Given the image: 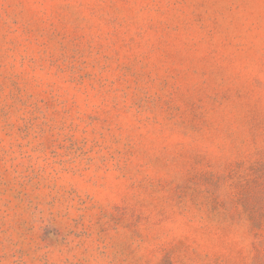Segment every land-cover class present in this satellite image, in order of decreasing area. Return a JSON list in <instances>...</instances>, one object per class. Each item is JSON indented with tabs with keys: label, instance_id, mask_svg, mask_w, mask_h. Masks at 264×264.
<instances>
[{
	"label": "rangeland",
	"instance_id": "1",
	"mask_svg": "<svg viewBox=\"0 0 264 264\" xmlns=\"http://www.w3.org/2000/svg\"><path fill=\"white\" fill-rule=\"evenodd\" d=\"M0 264H264V0H0Z\"/></svg>",
	"mask_w": 264,
	"mask_h": 264
}]
</instances>
